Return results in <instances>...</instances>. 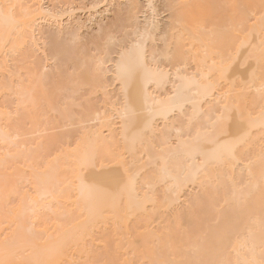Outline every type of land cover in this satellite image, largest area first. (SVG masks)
I'll list each match as a JSON object with an SVG mask.
<instances>
[{
  "label": "bare ground",
  "instance_id": "obj_1",
  "mask_svg": "<svg viewBox=\"0 0 264 264\" xmlns=\"http://www.w3.org/2000/svg\"><path fill=\"white\" fill-rule=\"evenodd\" d=\"M41 1L0 0V260L264 264V0H232L245 3L236 17L223 15L225 0H168L178 31L166 28L149 50L160 22L141 25L139 1L130 0L125 17L118 8L110 24H98L102 57L58 41L60 26L42 27ZM80 27L65 39L76 42ZM42 35L51 65L35 49ZM115 52L119 98L102 111L91 100L76 111L85 86L109 98L105 65ZM195 60L199 73L186 76ZM162 89L169 92H155ZM225 104L226 135L214 142ZM93 149L94 168H80ZM89 174L105 183L82 187L77 176Z\"/></svg>",
  "mask_w": 264,
  "mask_h": 264
},
{
  "label": "rangeland",
  "instance_id": "obj_2",
  "mask_svg": "<svg viewBox=\"0 0 264 264\" xmlns=\"http://www.w3.org/2000/svg\"><path fill=\"white\" fill-rule=\"evenodd\" d=\"M139 3L137 5V8L135 9L136 15L139 17V22L141 25H145L146 20L148 18H151L152 16L155 17L160 22V30L155 32V36L153 38L148 39V45L146 48L152 49L153 45L152 40L156 38V42L158 43L157 47L161 46V36L160 33L164 32L166 28L171 27L170 33L167 35H173L178 31L177 28L172 27L173 24L170 17V10L166 6V2L168 0H152V5H150L148 0H138ZM225 6L223 10L224 16H230V17H236L240 14H243L245 9V3L240 5V8H236L234 4L232 3V0H225ZM42 7L48 9L46 13H41L38 15V22H40L41 26L45 29H51V32L56 33L55 30H58L60 27L61 34H65V38L70 37L68 32L75 31L76 25L80 24V33L81 38H79L76 42L70 43L67 39L63 38L58 41L67 42L69 43L70 48H77L81 49L82 45L85 44L88 48V50H91L93 55L98 56L101 55V51L97 48L101 43L103 42V34L98 31V24H102L104 26L111 23V21L114 20V16L116 15L117 9L119 8V12L125 17V11L129 8H132L133 6L130 5V0H63L61 2H58L56 0H42L41 1ZM72 6L71 8H68L69 6ZM154 8L155 10L152 11L151 9ZM219 5L216 9H218ZM109 8V10H108ZM108 10V11H106ZM45 16L50 19H45ZM55 18L52 20V18ZM98 22V23H97ZM116 24V28H117ZM60 26V27H59ZM225 30L228 32L232 30L231 26H226ZM52 35V34H51ZM131 36V40H132ZM49 38V35H42V38L39 39V44L36 46V52L37 55L47 64L51 65L53 64V58L50 55V49L49 44L45 42ZM121 39V33H115L114 34V42L119 43V40ZM49 40V39H48ZM65 40V41H64ZM155 43V44H157ZM129 44H132V41H130ZM148 53V52H147ZM119 52H115L113 56H110L106 59V65L108 66V92L107 95L109 98L104 97L102 90H97L92 92L87 86L80 90L76 99V105L75 110H80L83 108L84 105L87 104L89 100L95 104L96 108L99 109V111H102L105 109L108 104L109 100L118 99L119 94L121 92V89L119 88V80L114 78V73L116 71V64H117V58L119 57ZM102 57V55H101ZM198 60H195L191 64H188L185 68H183L184 71H186V76H193L197 75L199 73L200 67L198 66ZM167 89L170 90V86H167ZM157 94H161L164 96L167 92L165 90H157L155 91ZM213 103H206L204 102V109L207 110L211 108ZM188 107V106H187ZM186 114H189L190 109L185 108L184 109ZM177 114V112L175 113ZM161 123V121H158ZM91 124H94L93 122H89ZM38 134V133H37ZM35 134V136H37ZM194 191V189L188 188L187 193L185 196H183L178 204L179 207H185L187 204L186 201L189 198L188 193ZM178 226H182V220H178L177 222Z\"/></svg>",
  "mask_w": 264,
  "mask_h": 264
},
{
  "label": "snow or ice",
  "instance_id": "obj_3",
  "mask_svg": "<svg viewBox=\"0 0 264 264\" xmlns=\"http://www.w3.org/2000/svg\"><path fill=\"white\" fill-rule=\"evenodd\" d=\"M10 8L14 9L16 6L15 5H10ZM224 71H227V68L225 67ZM261 96L264 98V84H262L261 89ZM125 112L127 114H130L131 117H135L136 112L135 109L132 108L130 104L127 102L124 105ZM231 111V108L229 105L225 104L224 105V111L216 118V120L213 122V133L212 135L215 136V141L214 142H219L224 139L226 133L223 131V125L225 121L228 119V113ZM199 135V134H198ZM99 158V150L98 149H93L87 153L84 154L82 161L80 163V168H85V167H93L95 161ZM213 159L212 158H207L205 160V164L212 163ZM77 179L79 180L80 184L82 187H87V188H96L98 186H101L105 183V178L102 176H98L95 174H89V175H78ZM136 177L134 175H129L128 177V182L129 183H135ZM0 264H5V261L0 260Z\"/></svg>",
  "mask_w": 264,
  "mask_h": 264
}]
</instances>
